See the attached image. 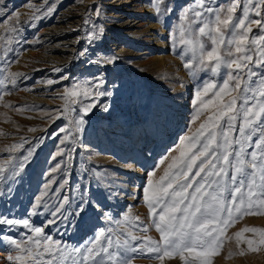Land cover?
<instances>
[{
	"label": "snow or ice",
	"instance_id": "snow-or-ice-1",
	"mask_svg": "<svg viewBox=\"0 0 264 264\" xmlns=\"http://www.w3.org/2000/svg\"><path fill=\"white\" fill-rule=\"evenodd\" d=\"M27 5L33 15L22 22L20 13L15 9L6 11V0H0L3 17L0 24L15 18V23L0 36L3 41L0 100L13 90H22L18 78L28 79L23 73L7 71L18 59L17 48L29 43L22 35L25 26L36 28L37 21L51 18L58 9L55 0H39V6L27 0ZM149 6L157 16L167 17L174 10L168 0H149ZM105 12L102 0L88 6L82 27L75 29L83 31L76 38L78 43L85 42V47L77 53L81 58L103 39L101 17ZM177 21V26L169 27V44L183 62V68L190 76L208 73L219 83L209 79L196 86L192 123L208 114L190 135L180 140L178 155L171 157L163 175L155 181L149 179L143 187L150 223L139 216L134 218L138 223L125 217L123 230L111 226L98 229L91 238L75 246L54 239L45 233L44 226L35 225L34 217L47 216L46 224L55 226L57 235L66 234L73 226L69 216L82 218L88 207L95 208L110 225L121 223L120 217H113L106 207L88 198L91 182L86 174L89 171L97 174L98 168L83 170L85 175L80 179L85 183L81 189L69 186L77 145L84 147L87 117L94 110L109 111L116 85L113 82L106 87L108 82L103 72L82 81L74 80L70 85L62 83L68 79L67 75L50 78L46 81L48 86L61 85L60 89L51 91L59 93L64 107L33 110L55 112L56 116L49 119L63 117L66 123L50 134V138H57L56 151L49 158L50 163H55L47 169L44 182L25 214L18 217L11 209L0 211V246L6 251L5 264H133L137 258L161 264L165 258L179 264H214L226 229L245 215L264 213V0H227L226 3L192 0L180 10ZM253 25L257 32H253ZM33 40L39 43V37ZM117 59L114 54L97 52L87 62L106 68ZM33 87L24 85L26 89ZM225 97L230 98L225 100ZM78 101V110L71 107ZM5 107L16 112L25 110L20 105ZM69 112L76 113L71 120L67 119ZM43 140L40 137L32 148L11 155L30 143L21 137L20 143L6 150L8 155L0 154V204L5 208L15 199L13 193L17 189L13 185L18 188L29 157ZM56 173L59 175H53ZM154 175V171L149 173L150 177ZM96 183H102L98 175ZM77 197L79 202L72 209ZM150 228L159 233L158 240L147 235ZM245 232H260L259 244L264 245V230L244 228L235 234L238 242ZM245 242L248 250H258L254 240Z\"/></svg>",
	"mask_w": 264,
	"mask_h": 264
},
{
	"label": "rangeland",
	"instance_id": "rangeland-1",
	"mask_svg": "<svg viewBox=\"0 0 264 264\" xmlns=\"http://www.w3.org/2000/svg\"><path fill=\"white\" fill-rule=\"evenodd\" d=\"M99 2L101 0H55L58 6L55 15L37 21L36 28L25 26L22 35L29 43L17 48L18 59L7 71L23 73L28 79L18 78L22 90H13L0 100V154L8 155L6 150L12 144L20 143L21 137L27 138L30 143L11 155H19L24 149L32 148L40 137H44L29 157L18 188L13 185L17 189L13 193L15 199L7 204V208L0 204V211L11 209L12 214L20 217L40 190L47 169L55 163H50L49 158L56 151L57 138H50V134L66 123L63 117L49 119V116H56L55 112L33 110L40 107H64V101L58 98L59 93L51 91L53 88L60 89L61 85L48 86L46 81L67 75L68 79L62 83L70 85L74 80L82 81L103 72L108 82L105 86L113 82L116 85L114 95L110 98L109 111L94 110L87 117L88 123L82 139L84 147L77 145L78 155L75 165L70 166L69 186L81 189L85 183L80 179L85 175L83 170L98 168L97 174L91 171L86 174L87 180L91 182L88 198L106 207L113 217H120L121 223L110 225L95 208L88 207L82 218L69 216L73 226L67 229L66 234L57 235L55 226L46 224L47 216L33 218L36 226H44L45 233H50L54 239H60L69 246L82 244L95 235L98 229L111 226L114 230H123L125 217L138 223L134 218L139 216L140 220L150 223L143 200V187L149 179L155 181L163 175L171 157L178 155L180 140L190 135L208 114L206 112L200 120L192 123L195 112L192 100L195 98L196 86L209 79L219 83L216 78L204 72L190 76L183 68L181 59L170 48L169 27L178 25L180 10L192 0H168L174 10L167 17L157 16L149 6V0H102L106 9L105 15L101 17L105 32L103 39L92 46L87 56L81 58L77 55L85 47L83 40L76 43L66 59L67 55L63 52L67 47L62 40L56 41L58 45L52 53L47 50L41 34L43 31L57 34V29L61 31L62 27L73 23L81 28L82 17L88 6ZM219 2L226 3L227 0ZM32 3L39 6V0H32ZM6 4V11H18L22 22L33 15L27 0H6ZM14 23L13 17L7 24H0V36ZM252 27L253 32L258 31L255 25ZM74 34L77 38L83 35V31ZM33 37H39V43ZM2 49L3 41H0V51ZM97 52L114 54L118 59L106 68L89 64L87 61ZM57 68L62 71H55ZM24 85L34 87L26 89ZM229 98L225 97V100ZM5 105H20L25 110L16 112ZM71 107L78 110L79 101ZM75 115V112H69L67 119L71 120ZM29 128H35L36 131L30 132ZM161 160H164L163 164ZM153 171L155 175L150 177L149 173ZM97 175L102 181L100 185L96 183ZM78 202L77 197L72 202V209ZM244 228L264 230V213L245 215L226 229L223 246L220 254L214 258V264H264V245L259 244L260 232H245L237 241L235 234ZM147 235L159 239V233L154 228H150ZM248 239L254 240L257 251L248 250L245 242ZM241 252L244 254L241 255ZM5 262L6 251L0 246V264ZM133 264L161 262L137 258ZM163 264L179 262L165 258Z\"/></svg>",
	"mask_w": 264,
	"mask_h": 264
},
{
	"label": "bare ground",
	"instance_id": "bare-ground-1",
	"mask_svg": "<svg viewBox=\"0 0 264 264\" xmlns=\"http://www.w3.org/2000/svg\"><path fill=\"white\" fill-rule=\"evenodd\" d=\"M77 28L78 27L76 26V24L73 23V24H69L68 27H66V26H65V28L62 27L61 31H60V29H59V31L57 29V31H56L57 34H55L54 32H50L49 30L43 31L41 34H42V37L44 38L43 40L45 41L47 50H50V53H52L51 51L56 49L55 47L58 45V43H56V41L62 40V42H64L66 44V47H67L65 52H63L64 54L67 55L65 57V59H66L69 56V53H71V51L73 50V47L77 43V39L75 38V34H74L76 32L75 29H77ZM51 56H53V55H51Z\"/></svg>",
	"mask_w": 264,
	"mask_h": 264
}]
</instances>
